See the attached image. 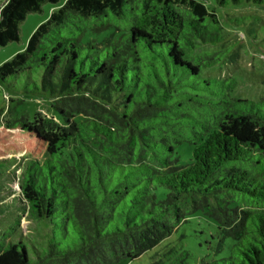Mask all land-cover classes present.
<instances>
[{"label": "trees", "instance_id": "16d2710c", "mask_svg": "<svg viewBox=\"0 0 264 264\" xmlns=\"http://www.w3.org/2000/svg\"><path fill=\"white\" fill-rule=\"evenodd\" d=\"M56 3L5 0L0 47ZM242 5L264 10V0H66L0 65L1 82L43 91L57 117L0 128V170L23 162L19 201L34 224L25 242H3L0 264L149 251L150 264H187L188 237L209 253L198 264H264V99H235V78L203 76L230 54L204 50L226 44L219 9ZM199 218L208 232H178Z\"/></svg>", "mask_w": 264, "mask_h": 264}, {"label": "rangeland", "instance_id": "374dc122", "mask_svg": "<svg viewBox=\"0 0 264 264\" xmlns=\"http://www.w3.org/2000/svg\"><path fill=\"white\" fill-rule=\"evenodd\" d=\"M4 1L0 0V5ZM56 1V4H45L40 12L25 17L19 25L17 41L0 47V65L10 60L15 54L22 52L28 38L37 26L45 22L50 12L63 5L66 0ZM179 8L185 9V6L180 5ZM218 16L222 26V34L227 38L226 44L225 46L206 47L204 50L217 51L229 48L230 54L223 65L207 70L203 76L216 80L235 78L238 84L237 89L232 94L235 99L253 102L264 99V48L262 47L264 10L252 5H242L219 9ZM240 18H254L255 21L251 25L250 21L245 20L244 24L241 25L242 27L230 23L232 20ZM249 28L255 32L253 39L248 33ZM16 87H18L17 92H15ZM55 104L56 101L50 99L49 95L41 90L32 89L31 85L25 88L24 84L13 83L9 80L0 81V128L7 123L22 119L29 122L38 119L56 120L55 111L52 109ZM181 151V156L185 155L186 157L184 148H181ZM22 170L23 162L8 165L0 170V246L3 242L14 244L19 241L25 242L27 236H30V232L34 229V224L28 219L26 206L19 201V176ZM205 222V219L199 218L196 224L199 225L198 227H193L192 224L183 225L178 232L185 231L188 233L194 228H205L203 232H208L209 229L206 228ZM175 238L173 236L167 241L174 242ZM202 238L203 236L199 237V239ZM183 243L188 247L191 254L187 264H198L200 259L209 256L206 246L198 247L196 240L188 237ZM152 255L153 251H149L136 260L121 259L113 264H150Z\"/></svg>", "mask_w": 264, "mask_h": 264}]
</instances>
